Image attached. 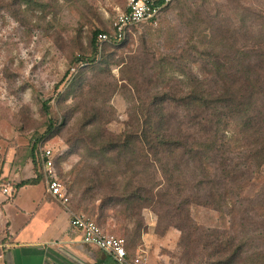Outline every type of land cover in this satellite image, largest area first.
<instances>
[{"label": "trees", "instance_id": "16d2710c", "mask_svg": "<svg viewBox=\"0 0 264 264\" xmlns=\"http://www.w3.org/2000/svg\"><path fill=\"white\" fill-rule=\"evenodd\" d=\"M40 2L0 0L18 8ZM172 2L181 13L179 27L158 28L141 38V48H128L115 62L118 78L109 68L116 53L105 51L124 44L106 43L97 60L96 36L112 29L91 33V58L71 81V86L80 81L82 89L85 74V120L76 131L66 128L67 118L63 122L65 142L85 144V162L71 171L74 206L85 203L99 226L117 219L116 206H122L131 248L146 229L143 210L155 212L156 233L179 231L182 264H264V179L253 194L245 192L264 174V15L243 7L235 20L195 0H170L162 11ZM246 16L259 26L257 32L246 30ZM116 91L128 104L118 134L106 127L115 112L108 100ZM61 129L49 121L32 144L35 172L37 140ZM40 177L21 180L15 188ZM193 206L216 211L219 225L201 226L191 216ZM125 248L133 257L126 240Z\"/></svg>", "mask_w": 264, "mask_h": 264}, {"label": "rangeland", "instance_id": "374dc122", "mask_svg": "<svg viewBox=\"0 0 264 264\" xmlns=\"http://www.w3.org/2000/svg\"><path fill=\"white\" fill-rule=\"evenodd\" d=\"M40 1L41 5H21L20 8L18 5L4 7L5 4L3 6L0 3V175L8 170L9 175L20 180L26 176L35 177L39 173L40 179L44 181L43 170L38 162L36 172L34 170V151L32 152L31 146L36 138L45 134L51 121L53 129L62 128V133L37 140L35 149L44 144L53 151L58 178L69 197V207L95 220L92 212L85 209V203L79 209L74 206L75 192L70 189V185L77 167H81L85 162V144L77 142L75 146H69L65 142L63 122L67 118L66 128L71 127L76 131L78 124L85 120V74L82 76V89L79 86L80 81L73 86L71 81L77 78L79 73L82 74L81 69L85 71L88 59L91 58V33L96 29L111 27L115 17L123 9L124 0ZM195 1L202 2L207 11L218 13L220 16H232L235 20L245 13L243 7L264 15V0ZM176 8L177 5L172 2L162 11L156 24L144 23L132 27L124 43L122 41V47H111L105 51L116 53L111 55L110 59L107 54L102 56L105 60L113 61L109 68L115 78L119 76V65L115 62L119 57L130 53L128 48H141L143 36H149L148 34L161 27H179L181 13ZM247 18L246 16L244 21L246 30L257 32L259 26L249 23ZM198 27L207 32L205 23H199ZM100 57L101 54L97 60ZM44 103L48 105L47 111ZM108 104L115 112L106 127L112 133L118 134L124 128L128 104L120 91L110 96ZM58 158L60 160L56 163ZM72 169L75 172L71 173ZM262 176L264 177V174ZM262 176L247 186V194H253L262 185ZM5 179L8 180V177L3 180ZM4 187L8 185H2V188ZM120 211L122 212V206L118 205L117 219L104 225L98 223L104 231L124 237L131 255L142 254L149 264H159L161 255H165L164 264H182L179 258L181 250L177 244V229L169 228L166 240L161 241V233L155 232L156 213L148 210L147 220L143 216V222L149 235L145 237V241L138 239L134 248H131L124 231V228L131 225ZM190 213L203 227L218 226L221 221V216L216 211L202 206L191 207ZM150 223L152 226L148 230ZM144 243L146 245L141 246Z\"/></svg>", "mask_w": 264, "mask_h": 264}, {"label": "crops", "instance_id": "0c3cea01", "mask_svg": "<svg viewBox=\"0 0 264 264\" xmlns=\"http://www.w3.org/2000/svg\"><path fill=\"white\" fill-rule=\"evenodd\" d=\"M5 177L9 181L5 182ZM29 178L33 176L18 180L8 170L0 175V264H114L109 255L82 242L81 233L69 222L73 210L50 196L42 179L15 188ZM2 185H8L4 187L6 192ZM144 211L147 220L148 209ZM114 220L110 217L108 221ZM169 231L160 237L161 241L166 240ZM148 235L144 231L141 240ZM161 257L164 264L165 255Z\"/></svg>", "mask_w": 264, "mask_h": 264}, {"label": "built area", "instance_id": "2783aa9c", "mask_svg": "<svg viewBox=\"0 0 264 264\" xmlns=\"http://www.w3.org/2000/svg\"><path fill=\"white\" fill-rule=\"evenodd\" d=\"M124 1V8L112 22V33L99 32L96 36L97 58L106 43L124 41L132 27L142 23L156 24L162 8L170 0H164L162 3H157L156 0ZM54 157L53 151L44 144L35 149V158L43 170L47 193L62 204H68L69 197L58 178ZM3 191L6 192L7 188H3ZM69 222L81 233L82 242L92 245L109 255L114 264H147V258L142 254H135L129 258L124 237L104 231L94 219L84 213L70 211Z\"/></svg>", "mask_w": 264, "mask_h": 264}]
</instances>
